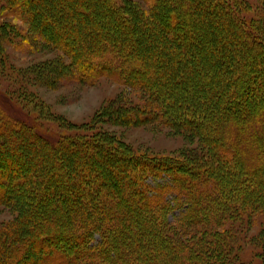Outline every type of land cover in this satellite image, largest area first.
<instances>
[{
    "label": "trees",
    "instance_id": "1",
    "mask_svg": "<svg viewBox=\"0 0 264 264\" xmlns=\"http://www.w3.org/2000/svg\"><path fill=\"white\" fill-rule=\"evenodd\" d=\"M141 1L3 0L71 78L144 95L114 98L105 123L162 124L196 146L139 153L96 122L50 136L0 106V264H255L244 239L264 264V3Z\"/></svg>",
    "mask_w": 264,
    "mask_h": 264
},
{
    "label": "rangeland",
    "instance_id": "2",
    "mask_svg": "<svg viewBox=\"0 0 264 264\" xmlns=\"http://www.w3.org/2000/svg\"><path fill=\"white\" fill-rule=\"evenodd\" d=\"M134 1L146 6L141 0ZM250 2L255 7L264 0ZM1 5L3 0H0V29L3 31L0 52L5 58L0 64V106L5 112L29 119L50 136L80 134V126L96 122V127H102L135 151L148 155L179 156L196 146L194 139L162 124L118 120L105 123L106 119L99 118V113L114 98L121 95L128 103L140 104L144 95L105 77L91 85L77 82L63 68L67 61L65 56L39 36L33 33L27 36L22 27H19L22 30L15 27V32L12 18L1 17ZM21 23L25 25V21ZM11 218L12 213L0 209V222ZM254 233L255 228L249 231L248 238ZM242 247L243 260L259 262L258 249L248 239H244Z\"/></svg>",
    "mask_w": 264,
    "mask_h": 264
}]
</instances>
